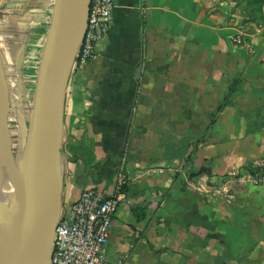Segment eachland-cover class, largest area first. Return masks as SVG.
<instances>
[{
    "label": "crops",
    "instance_id": "crops-1",
    "mask_svg": "<svg viewBox=\"0 0 264 264\" xmlns=\"http://www.w3.org/2000/svg\"><path fill=\"white\" fill-rule=\"evenodd\" d=\"M261 3L259 21L240 0H120L74 67L60 219L85 190L112 196L122 172L110 262L264 264V186L232 177L264 160Z\"/></svg>",
    "mask_w": 264,
    "mask_h": 264
},
{
    "label": "water",
    "instance_id": "water-1",
    "mask_svg": "<svg viewBox=\"0 0 264 264\" xmlns=\"http://www.w3.org/2000/svg\"><path fill=\"white\" fill-rule=\"evenodd\" d=\"M78 0H56L49 33L38 71L33 106L23 156L18 167V194L5 222H0V264H50L55 229L62 208V138L65 103L69 81L85 34L90 0H84L81 21L70 17L69 9ZM53 157L60 168L58 210L44 243L36 249L33 241V218L29 210L42 172ZM202 171L192 174L195 178Z\"/></svg>",
    "mask_w": 264,
    "mask_h": 264
},
{
    "label": "rangeland",
    "instance_id": "rangeland-1",
    "mask_svg": "<svg viewBox=\"0 0 264 264\" xmlns=\"http://www.w3.org/2000/svg\"><path fill=\"white\" fill-rule=\"evenodd\" d=\"M55 1L0 0V131L14 171L25 148ZM240 1L242 9L255 10L256 20L262 21L263 0Z\"/></svg>",
    "mask_w": 264,
    "mask_h": 264
},
{
    "label": "built area",
    "instance_id": "built-area-1",
    "mask_svg": "<svg viewBox=\"0 0 264 264\" xmlns=\"http://www.w3.org/2000/svg\"><path fill=\"white\" fill-rule=\"evenodd\" d=\"M141 1L145 4L147 0ZM119 2L90 0L88 22L75 66L82 67L96 58L99 44L109 36ZM236 41L241 43L240 37ZM232 177L239 183L264 186V160L257 164L252 174ZM129 185L130 180L119 172L112 196L105 197L96 190L83 191L67 215L57 223L50 264H114L107 258V246L114 218Z\"/></svg>",
    "mask_w": 264,
    "mask_h": 264
},
{
    "label": "bare ground",
    "instance_id": "bare-ground-1",
    "mask_svg": "<svg viewBox=\"0 0 264 264\" xmlns=\"http://www.w3.org/2000/svg\"><path fill=\"white\" fill-rule=\"evenodd\" d=\"M68 13L71 18L81 21L84 13V0L74 2ZM48 38L47 41L49 42L53 40L51 33ZM21 159L22 155L18 159V167ZM18 167L15 171L13 170L9 145L5 141V135L0 131V222L2 224L12 210L18 194ZM59 190L60 168L58 159L51 157L42 172V177L34 191V196L29 206L33 218L32 231L36 249L42 247L46 234L55 221L58 210Z\"/></svg>",
    "mask_w": 264,
    "mask_h": 264
}]
</instances>
